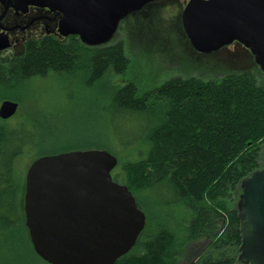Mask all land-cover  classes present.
Returning <instances> with one entry per match:
<instances>
[{"label": "trees", "instance_id": "obj_1", "mask_svg": "<svg viewBox=\"0 0 264 264\" xmlns=\"http://www.w3.org/2000/svg\"><path fill=\"white\" fill-rule=\"evenodd\" d=\"M5 62L7 68L0 73L4 89L75 70L86 71L89 83L112 80L113 121L125 129L142 125L140 147L112 175L132 190L140 208L141 196L154 194L168 206L181 208L186 221L173 226L150 222L144 211L146 227L134 249L114 264H181L189 243L199 239L210 244L193 264L237 263L240 183L262 167L264 143V85L251 71L213 79L172 76L155 86L144 85L133 77L132 58L122 41L87 46L77 36L67 43L51 37L32 40L20 57ZM0 120L1 257V248L27 239L31 243L24 193L32 161L40 155L93 147L46 149L26 121L7 125L9 118ZM114 137L122 139L118 132ZM112 144L98 148L120 154ZM26 156L31 157L27 166L22 164Z\"/></svg>", "mask_w": 264, "mask_h": 264}, {"label": "water", "instance_id": "obj_2", "mask_svg": "<svg viewBox=\"0 0 264 264\" xmlns=\"http://www.w3.org/2000/svg\"><path fill=\"white\" fill-rule=\"evenodd\" d=\"M26 11L30 5L59 11L58 31L88 46L109 43L130 14L156 0H0ZM185 33L199 52L237 41L264 73V0H188ZM0 34V50L10 46ZM19 103L4 99L0 117ZM118 158L91 148L40 155L25 176L24 214L35 252L49 264H114L132 251L147 216L132 190L112 175ZM237 202L241 244L238 264H264V166L241 180Z\"/></svg>", "mask_w": 264, "mask_h": 264}, {"label": "rangeland", "instance_id": "obj_3", "mask_svg": "<svg viewBox=\"0 0 264 264\" xmlns=\"http://www.w3.org/2000/svg\"><path fill=\"white\" fill-rule=\"evenodd\" d=\"M187 2L156 0L130 14L120 24L111 42L122 41L125 44L132 58L131 73L136 81L155 86L172 76L213 79L251 71L264 85V73L253 55L239 42L206 53L192 46L181 20V12ZM6 68V62L0 59V73ZM87 75L84 70H75L38 77L29 86L24 81L11 89L0 85V105L4 99L18 102V110L14 117L9 118L7 125L26 121L27 127L36 131L38 142L46 149L83 145L98 148L100 144H112L113 140L111 146L120 150V154L116 153L119 163L114 172L120 169L122 161L130 158L131 151L140 147L138 131L142 125L135 123L125 129L119 122H114L109 108L114 82L100 80L89 83ZM117 132L122 139L114 137ZM260 156L261 166H264V143ZM30 161L31 157L26 156L21 162L27 166ZM140 202L142 209L149 214L150 222H169L172 226L177 222L185 224L181 208L168 206L154 194H143ZM151 228H156V225ZM209 244L204 239L190 242L181 257V264L195 263L207 252ZM1 249L0 264H49L35 253L28 239L22 244L15 243Z\"/></svg>", "mask_w": 264, "mask_h": 264}, {"label": "flooded vegetation", "instance_id": "obj_4", "mask_svg": "<svg viewBox=\"0 0 264 264\" xmlns=\"http://www.w3.org/2000/svg\"><path fill=\"white\" fill-rule=\"evenodd\" d=\"M60 17L59 11H53L48 7L30 5L26 11H22L13 5L6 7L0 1V34L6 35L11 44L8 48L0 50V59L5 61L20 57L25 52L27 44L32 40L51 37L67 43L72 36H77L62 35L58 31ZM246 50L251 54L248 49Z\"/></svg>", "mask_w": 264, "mask_h": 264}]
</instances>
